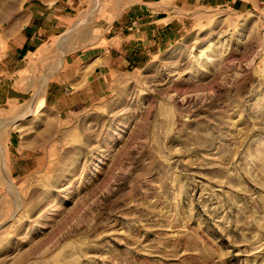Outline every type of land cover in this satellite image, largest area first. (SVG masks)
<instances>
[{"label":"rangeland","instance_id":"374dc122","mask_svg":"<svg viewBox=\"0 0 264 264\" xmlns=\"http://www.w3.org/2000/svg\"><path fill=\"white\" fill-rule=\"evenodd\" d=\"M53 1L0 0V34ZM130 1L54 5L65 27L0 113V264H264V0L196 6L178 42L111 70Z\"/></svg>","mask_w":264,"mask_h":264},{"label":"crops","instance_id":"0c3cea01","mask_svg":"<svg viewBox=\"0 0 264 264\" xmlns=\"http://www.w3.org/2000/svg\"><path fill=\"white\" fill-rule=\"evenodd\" d=\"M209 1L131 0L117 20L112 36L107 42L108 47L104 59L106 64L111 66L107 67L111 69L114 65L119 67L136 62L139 64L141 58L167 50L183 37L192 24V9L196 6H205ZM216 1H220L222 5H226L232 10H242L253 0H213V2ZM66 2L72 3L73 0H55L46 6L32 3L17 15L16 20L12 22L7 31L1 32L0 113L2 111L18 112L25 105L27 89L21 83L25 78L23 71L26 70L29 57L40 51L44 44L55 38L65 27L64 23L69 18V14L62 15V11L59 8H54V5L58 4V6L64 7ZM96 57L91 55L89 59L93 61L98 59ZM78 58L80 60L78 64L86 62L82 57ZM75 59L74 57L70 60L63 73L71 71L69 67L77 60ZM99 73V68L94 67L84 81H80V84L77 83L74 87L83 86L85 89H92L95 82L97 83ZM71 80L76 79L73 76ZM64 81H67V77H64ZM62 83L57 78L46 85L45 98L42 99L43 104L48 103V99L53 96L51 92L61 91ZM44 88L45 86L42 91L37 93L36 98L43 93ZM73 93L75 92L73 91ZM12 139L7 137V144L5 143L7 150L12 146ZM5 158L9 162L14 160L10 158L9 152ZM19 158L15 159L19 160ZM21 159L26 162V154L21 156ZM14 170V168L11 169L12 172L9 173L11 176L15 173Z\"/></svg>","mask_w":264,"mask_h":264}]
</instances>
